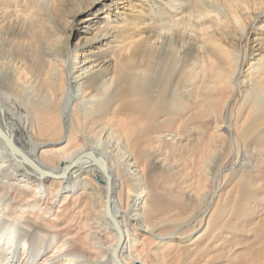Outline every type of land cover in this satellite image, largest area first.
<instances>
[{
	"label": "bare ground",
	"instance_id": "6f19581e",
	"mask_svg": "<svg viewBox=\"0 0 264 264\" xmlns=\"http://www.w3.org/2000/svg\"><path fill=\"white\" fill-rule=\"evenodd\" d=\"M101 2L0 0V264H264V0Z\"/></svg>",
	"mask_w": 264,
	"mask_h": 264
},
{
	"label": "rangeland",
	"instance_id": "374dc122",
	"mask_svg": "<svg viewBox=\"0 0 264 264\" xmlns=\"http://www.w3.org/2000/svg\"><path fill=\"white\" fill-rule=\"evenodd\" d=\"M115 1V0H114ZM113 0H103V2L100 3V5L98 7H96L95 9L93 10H88L87 12H82V19L81 21H79L77 24H76V29H75V33H79L80 34V37H84V36H90V33L93 31V29L95 28V24L98 23L99 21L102 20V17H104L103 13H104V10L106 8H104L103 6H106L108 4H111L113 5ZM111 7V10L113 9V7L115 6H109ZM263 28H264V25H263ZM264 31V29H263ZM77 41V40H76ZM70 60V61H69ZM83 60V58H80L79 61ZM72 61V62H71ZM77 60H74V62H76ZM59 64H63L65 65V67L67 68L68 70V79L69 81H74L76 79V77L73 78V74L70 70V67H71V64H73V59L71 60V58H69L67 60L66 63L64 62H60L59 61ZM81 65H83V63L81 64L80 62H77L76 63V67H81ZM7 66V64L4 65V67ZM70 66V67H69ZM16 67L12 65V62L10 63V67H9V70H14ZM98 69V68H96ZM71 76V77H70ZM82 83V81L80 82ZM27 85H30V82L27 84ZM79 86H75V88H70V101L73 103H77L78 102H81L80 101V96L78 97V95H80V87L78 88ZM72 90V92H71ZM1 93L3 92L1 89H0ZM26 91V92H25ZM21 93H18L17 95H11L10 94V98H12L15 102V104H17V106L21 107V106H25L27 104V99L28 97H31V93H32V90L29 88L28 90H25ZM75 94V95H74ZM73 95V96H72ZM28 96V97H27ZM77 97V98H76ZM76 99V100H75ZM22 101V102H21ZM86 102V101H85ZM83 104V103H82ZM85 104V103H84ZM87 105V103L85 104ZM85 105H82L85 106ZM100 150H103L108 152L109 155L111 157H113L115 159V161L117 160L118 161V157H119V154H117V151H116V147L115 145H113V143L111 142H107V141H101L100 143ZM104 147V148H103ZM114 148V149H113ZM115 153H113V152ZM111 152V153H110ZM118 156H117V155ZM116 155V156H114ZM1 156H6V153L4 151H2L0 149V158ZM3 179L1 177L0 179V187L2 186H5L6 184L3 183ZM5 184V185H4ZM6 191V192H5ZM5 195V196H4ZM11 195V191L10 190H6V188H0V216H2L4 213H6L8 211V207H10L13 203V200L12 198L10 197ZM7 197V198H6ZM10 203H9V202ZM59 204L58 200L55 202L54 204V209H57V205ZM52 218V217H51ZM133 238V236H132Z\"/></svg>",
	"mask_w": 264,
	"mask_h": 264
}]
</instances>
